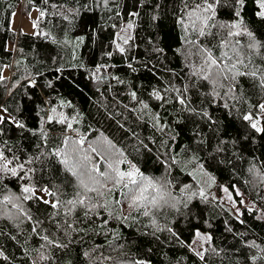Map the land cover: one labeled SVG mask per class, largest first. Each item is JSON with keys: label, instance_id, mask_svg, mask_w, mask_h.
<instances>
[{"label": "trees", "instance_id": "trees-1", "mask_svg": "<svg viewBox=\"0 0 264 264\" xmlns=\"http://www.w3.org/2000/svg\"><path fill=\"white\" fill-rule=\"evenodd\" d=\"M52 5L61 6L60 10L76 8L78 13L70 22L64 21L58 14L53 15L58 9ZM179 7L180 0H109L107 7L98 5L97 0H47V3L45 0H0V76L4 77L0 80V108L7 109V112L0 111V116L7 118L0 123V150L10 149L11 154L27 160L56 149L62 145L64 136L77 135L65 131V125L56 120L47 122L49 114H56L57 118L63 114L78 129V135L86 138L85 148L88 144L96 146L104 140L110 141L145 175L161 176L169 149L172 155L178 153L179 163L172 166L168 176L174 185V194L184 184L197 187L189 173L202 165L215 180L210 189L219 194L221 187L226 186L236 198H239L236 194L239 190L264 214V134L251 130L240 118L246 111H259L257 106L264 103V89L247 77L241 78L244 100L231 111L222 103L213 104L210 98L201 95L209 90L207 86L190 89L188 95L193 104L207 109L216 121L211 127L181 111L175 102L159 108V102L149 98L154 87L164 88L168 84L181 87L188 82L183 53L175 51L181 47L182 32L176 24ZM38 9H45L46 16L34 31L14 27L18 10L33 21L39 15ZM257 11L255 0H246L242 11L244 20L255 38L264 42V20L256 16ZM131 12H138L139 16L131 32L135 39L125 56L115 51L112 41ZM231 19L229 8L218 10V21ZM79 37H84L83 43L74 47ZM153 46L162 48L163 55H156ZM108 51L113 52L111 57L106 55ZM146 62L151 70L144 67ZM129 63L136 71L128 68ZM255 63L264 65L259 56ZM97 65L107 67L94 75ZM97 75L103 77V83L93 86L92 80ZM113 77H119L124 83H117ZM132 91L149 104L151 113L160 112L170 130L162 133L152 128L148 116L141 115L140 106L131 99ZM52 106L57 109L55 114L50 112ZM72 117L77 119L71 120ZM41 118L45 120L46 138L38 134ZM14 120L23 122L25 127H16ZM197 131L203 137V144L195 143ZM171 135H176L175 142L169 139ZM141 140L151 151L140 145ZM221 140L227 143L222 146L224 151L218 152L216 148ZM162 141L168 144L162 146ZM185 146L189 151H182ZM250 161L256 163L260 175L253 177L248 172ZM31 167L41 170L33 182L39 180L50 186H61L65 192L62 199L71 198L73 178L56 157L42 158ZM100 167L103 171V163ZM124 167L127 165H122ZM20 183L14 177L5 176L0 181V191L6 186L19 193ZM25 207L34 220H44L53 211L35 201L26 202ZM188 207L180 208L179 212L165 208L156 214L160 226L167 225L176 233V236L167 231L157 233L159 240L148 234L152 229L146 227L149 222L143 217L136 222L110 219L106 227H101L102 219L108 218L106 213L92 216L91 220L77 213V219L69 221L76 231L69 229L68 235L45 221L42 228L50 231H41L40 235L47 233L66 245L47 250L46 254L51 257L48 264H114V261L127 264L132 259L147 260L150 264H264V217L259 216L256 209L249 211L248 207L241 206L237 215L220 199L210 196L206 202L194 198ZM31 228L32 223L28 221L16 229L8 220L0 219V250L8 257H0V264H32L37 259L35 249L43 241L31 234ZM196 229L211 236L206 242L204 249L209 251L205 252L203 260L189 247ZM12 236L16 239H11ZM248 242H255L257 247H250ZM253 255L261 259L252 261Z\"/></svg>", "mask_w": 264, "mask_h": 264}, {"label": "snow or ice", "instance_id": "snow-or-ice-1", "mask_svg": "<svg viewBox=\"0 0 264 264\" xmlns=\"http://www.w3.org/2000/svg\"><path fill=\"white\" fill-rule=\"evenodd\" d=\"M97 3L107 7L109 0H97ZM255 3L259 9L256 16L264 20V0H255ZM245 4L246 0H180L176 24L182 32L181 47L175 51L183 53L188 82L183 83L181 87L174 84H168L164 88L154 87L149 92V98L159 102V108H164L165 105L175 102L180 105L181 111L187 112L189 116L198 117L211 127L216 121L212 119L207 109L193 104L188 95L190 89L207 86L209 90L201 95L210 98L213 104L222 103V106L229 111L235 109L244 100L241 78L247 77L264 89V65L255 63L257 56L264 61V42L258 41L255 34L248 28L242 15ZM51 7L58 9V13H53V15L58 14L64 21L70 22V18L75 17L78 13L76 8L62 7L60 10L61 6L59 5ZM83 7L89 8V5ZM224 7L231 10L233 19L221 22L217 20L218 10ZM38 11L39 15L32 21L34 29L39 26V21L46 16L45 9H38ZM128 15L129 20L115 33L112 41L115 51L125 56L130 51L135 39L131 32L135 28V20L139 13L131 12ZM153 19L155 20L156 17L153 16ZM112 27H116V25H112ZM36 34L39 35V33ZM83 40L84 37H79L73 46L78 47L80 43H83ZM64 43L73 42L65 41ZM153 52L156 55H163L164 50L153 46ZM106 55L111 57L113 52L108 51ZM127 66L132 71H136L131 63ZM106 67V65H97L94 75L99 73L101 68ZM144 67L151 70L147 62ZM3 79L4 77L0 76V80ZM113 79L119 84L124 83L119 77H113ZM31 83L34 85L35 81H31ZM129 95L140 106L141 115L148 116L154 130L162 133L170 130V125L161 117L159 111L151 113L149 104L140 100L135 91L130 92ZM63 103L61 101L62 105ZM257 107L258 112L246 111L240 118L247 122L251 130L264 134V103ZM0 111L7 112V109L0 108ZM131 111H136V109ZM50 112L55 114L56 107L52 106ZM6 119L5 116H0V123H4ZM76 119V117L71 118V120ZM53 120L65 125V131H71L77 135L64 136L61 146L48 153L41 152L39 156L29 157L27 160H21L20 157L11 154L10 149L0 150V181H3L5 176H11L22 182L19 184V193L8 190L6 186L3 191H0V219L8 220L16 229H20L25 221L32 223L31 234L38 236L43 241L35 249L37 259L33 260L32 264H48L51 257L46 253L49 248L66 247V245L50 238L48 234L40 235L41 231L46 232L42 228L45 221L58 231L68 235L67 230L76 231L74 224L69 221H75L77 213L87 220H91L92 216L100 217L102 213H106L108 218L102 219L101 227H106L110 219L136 222L139 217H143L147 218L149 222L146 227L152 229L148 234L159 240L157 233L167 231L173 236H176V233L167 225L160 226L156 219L157 213L165 208L175 209L177 212L181 207L187 209L194 198L205 202L209 200L205 185L210 188L215 180L204 170L202 165L194 172L189 173L197 187L194 189L193 184H184L179 186L178 194H174V185L168 176L172 166L178 164L179 161L177 160L178 153L172 155L171 149L167 153L168 160L165 161L164 174L158 177L148 176L136 164L128 161L124 152L116 149L110 141L104 140L96 146L88 144L85 148L86 138L78 135V129L73 127V123L67 117L60 114L57 119L55 115L49 114L47 122ZM13 123L18 128L25 127L23 122L14 120ZM44 123L45 120L41 118L38 134L42 138L48 136L47 131L43 128ZM194 135L198 137L195 141L196 144L204 143L203 137L198 131ZM169 139L175 142L176 135H171ZM225 143L227 142L219 141L216 151L223 152L222 146ZM167 144L168 141H162V146ZM140 145L151 151L142 140ZM182 151H189V149L185 146ZM50 156L56 157L58 162L63 165L65 172L73 178V195L69 199H62L65 192L61 186H50L40 183L39 180L33 182L36 173L41 170L31 167V165L35 161H41L42 158L47 159ZM193 159H198V157L193 156ZM101 163L104 165L103 171H101ZM122 165H127V167L122 168ZM248 172L253 176L260 175L254 161H250ZM204 177H208V180H204ZM223 191L228 193L227 198L235 203L228 189L223 188ZM236 194L242 195L239 190H236ZM29 201L46 205L53 211L46 215L44 220H34L33 215L25 207L26 202ZM125 208H127L126 215L124 214ZM248 210L253 211L252 208ZM133 213L136 215L133 216ZM196 236L205 241L211 240L210 235H202L199 231ZM11 239L15 240L16 237L12 236ZM248 244L250 247H257L255 242H248ZM207 251L209 249L196 251L195 254L203 260ZM211 251L216 252L215 249H211ZM85 255H89V253H85ZM0 257L8 259L2 250H0ZM102 259L112 258L102 257ZM251 259L256 261L261 257L253 256ZM114 264H123V262L114 261ZM127 264H150V261L132 259Z\"/></svg>", "mask_w": 264, "mask_h": 264}, {"label": "rangeland", "instance_id": "rangeland-1", "mask_svg": "<svg viewBox=\"0 0 264 264\" xmlns=\"http://www.w3.org/2000/svg\"><path fill=\"white\" fill-rule=\"evenodd\" d=\"M14 27L18 28L20 27L23 31H29L32 32L34 31L33 28V24L31 21V18L29 16L23 15L20 13V11L18 10L16 12L15 18H14V22H13ZM38 32H41L40 30ZM103 83V77L100 75H97L96 77L93 78L92 80V84L93 86H100ZM195 169H191L190 173L194 172ZM204 180H208V177H204ZM210 183V181H208ZM206 187V192L208 194V196L210 197H215V199H220V201L224 204L227 205L229 207L232 208V210L234 211L235 214H239V208L241 206L244 207H248V208H253L256 209L257 214L261 217H264V214L262 212L261 209H259L252 201L248 200L245 198L244 195H239V198H236L231 191L226 187V186H222L221 187V192L218 194V192L215 189H210L207 187V185H205ZM223 188H227L228 191L232 194L233 200L235 201V203H233L232 200H229L227 198L228 193L223 191ZM240 201H243V203H240ZM234 204H236L237 206H234ZM238 204H240L238 206ZM197 231H199L202 235H209L208 232L206 231H202L199 229H196L194 232V236L192 238V240L189 243V247L196 253V251H203L206 245V242L204 239L198 238L196 236Z\"/></svg>", "mask_w": 264, "mask_h": 264}, {"label": "bare ground", "instance_id": "bare-ground-1", "mask_svg": "<svg viewBox=\"0 0 264 264\" xmlns=\"http://www.w3.org/2000/svg\"><path fill=\"white\" fill-rule=\"evenodd\" d=\"M28 1V0H27ZM30 1V0H29ZM15 2V1H14ZM28 3V2H27ZM2 21V20H1ZM5 26V25H4ZM2 27V26H1ZM6 31H7V29H6ZM56 115V114H55ZM58 119V118H57ZM241 121V120H240ZM248 164V163H247ZM188 165V164H187ZM165 166V165H164ZM189 166V165H188ZM247 166V165H246ZM262 166H263V164H262ZM194 167V166H193ZM162 168V167H161ZM241 168H242V166H241ZM184 170V169H183ZM187 170V169H186ZM190 170V169H189ZM187 172V171H186ZM162 173H160V175H161ZM183 174V173H182ZM163 175V174H162ZM181 175V174H180ZM254 177V176H253ZM244 178H247V177H244ZM176 188V187H175ZM14 191V190H13ZM18 191V190H17ZM17 191H14V192H17ZM175 192V191H174ZM18 193V192H17ZM178 192H176V194H177ZM182 208V207H181ZM189 208V207H188ZM183 209V208H182ZM185 209V208H184ZM183 209V210H184ZM182 213V212H181ZM226 222V221H225ZM224 228H225V226H224ZM233 228V227H232ZM231 228V229H232ZM50 231V229H47V231L46 232H48L49 233V231ZM54 230V229H53ZM45 234H47V233H45ZM251 234V233H250ZM49 235V234H48ZM104 235V234H103ZM254 236V235H253ZM90 241V240H89ZM93 241V240H92ZM250 241H252V240H250ZM95 243V242H94ZM97 244V243H96ZM239 244V243H238ZM82 245V244H81ZM97 246H98V244H97ZM244 247V246H243ZM94 248H96V247H94ZM97 249V248H96ZM83 251V250H82ZM84 252V251H83ZM91 253V252H90ZM98 253V252H97ZM93 255V254H92ZM221 255V254H220ZM257 255V254H256ZM94 256H95V253H94ZM254 256V255H253ZM218 257V256H217ZM239 259V258H238ZM245 259H248V258H245ZM98 260V259H97ZM240 260V259H239ZM257 261V260H256ZM251 262V261H250ZM246 263H248V262H246ZM255 263V262H254ZM248 264H250V263H248Z\"/></svg>", "mask_w": 264, "mask_h": 264}]
</instances>
